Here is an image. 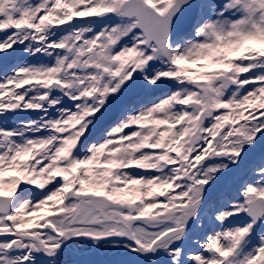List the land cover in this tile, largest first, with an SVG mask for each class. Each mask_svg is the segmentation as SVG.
Masks as SVG:
<instances>
[{
    "label": "snow or ice",
    "instance_id": "1",
    "mask_svg": "<svg viewBox=\"0 0 264 264\" xmlns=\"http://www.w3.org/2000/svg\"><path fill=\"white\" fill-rule=\"evenodd\" d=\"M0 264H264V0H0Z\"/></svg>",
    "mask_w": 264,
    "mask_h": 264
}]
</instances>
